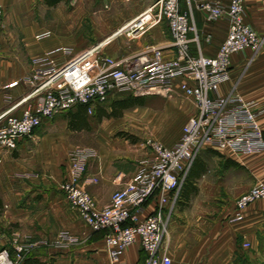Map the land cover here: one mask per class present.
<instances>
[{
    "label": "crops",
    "instance_id": "crops-1",
    "mask_svg": "<svg viewBox=\"0 0 264 264\" xmlns=\"http://www.w3.org/2000/svg\"><path fill=\"white\" fill-rule=\"evenodd\" d=\"M21 1L0 0L4 12V27L0 30V115L8 112L20 116L23 109L33 104L32 99H25L31 89L23 79L33 69L34 56L50 51L61 61L86 48L55 41L49 28L23 20ZM153 1L143 2L144 8ZM198 1L190 3L198 33V41L190 43L191 50L194 54L200 51L204 56H215L228 34L229 18L223 15L207 20L205 11L197 7ZM181 6L186 9L187 1L181 0ZM139 13H130L128 21ZM244 20L264 36V0H244ZM144 34V43L126 54L157 44L166 47V57L173 56L165 20ZM61 47H69L71 54H61ZM230 59V78L220 86V92L225 94L235 87L251 102L264 130V41L257 51L246 48L233 53ZM176 93L184 97L180 90ZM77 108L44 120L30 136L19 140L14 150L0 149V248L7 245L8 234L13 231L21 238L40 242L68 230L78 237L77 243L35 245L29 257L51 264H147V254L139 240L118 259H112L104 240L106 232L93 231L85 224L59 188L68 168L69 152L80 147L92 148L96 156L88 161L86 179L81 185L98 206H103L136 172L147 154L139 141H130L105 129L90 128L88 112L85 125L71 126V113ZM193 113L192 105L189 115ZM181 127L177 139L166 145L172 146L178 141ZM189 174L190 179L184 182L177 201L169 202L164 209L168 224L161 249L169 254L172 264H236L240 257H247L250 262L264 258V199L247 206L242 221L228 222L235 199L254 184H264V152L235 153L204 148ZM154 209L155 200L151 199L142 215ZM243 242H249L250 247L244 248Z\"/></svg>",
    "mask_w": 264,
    "mask_h": 264
},
{
    "label": "built area",
    "instance_id": "built-area-1",
    "mask_svg": "<svg viewBox=\"0 0 264 264\" xmlns=\"http://www.w3.org/2000/svg\"><path fill=\"white\" fill-rule=\"evenodd\" d=\"M183 9L181 0H154L133 18L125 33L134 38L165 20L171 35L173 56L166 57V47L150 44L137 53L111 55L103 51L105 43L88 46L68 58L58 60L53 52L32 58L33 69L23 82L30 87L25 99H32L20 116L5 112L0 115V149L14 150L19 140L30 136L44 120L78 105L92 113L96 105L108 101L112 94L134 97H171L180 90L192 102L195 113L181 127L176 143L168 146L147 138L148 153L139 162L136 172L110 200L98 206L95 198L81 185L85 180L88 161L96 156L88 147L73 149L68 154V168L59 188L70 207L93 231H105L109 256L116 260L131 244L139 240L147 254V264H172L168 253L161 249L167 232L168 217L164 209L175 203L200 151L209 148L235 153L264 152V130L251 102L233 87L227 93L220 86L230 78L231 55L252 48L257 51L264 36L244 20V0H199L197 7L207 20L223 15L229 18V30L215 56L194 54L190 43L198 41L192 19L191 0ZM4 12L0 7V30ZM193 33V38L190 34ZM116 36V35H115ZM58 50H55L57 52ZM61 54H71L61 47ZM155 200V209L142 215L146 203ZM264 199V184H254L234 201L229 223L244 219V210L251 203ZM78 237L62 230L56 241L19 243L7 239L0 248V264H21L35 245L69 246ZM249 248V242H243Z\"/></svg>",
    "mask_w": 264,
    "mask_h": 264
},
{
    "label": "rangeland",
    "instance_id": "rangeland-1",
    "mask_svg": "<svg viewBox=\"0 0 264 264\" xmlns=\"http://www.w3.org/2000/svg\"><path fill=\"white\" fill-rule=\"evenodd\" d=\"M143 2L147 4L149 0H63L50 7L43 0H22L19 8L24 12L21 17L23 20L35 22L41 28H49L55 41L84 48L98 44L113 34L130 19V13L144 10ZM144 40L145 34L134 38L125 33L117 34L102 49L108 54L124 55L136 51ZM1 49L0 46V53ZM126 96L116 93L105 103L96 105L92 113H88L89 126L108 130L114 135H123L130 141H139L147 153V138L165 144L176 140L180 127L192 111L190 99L174 93L169 98L140 97L141 104L129 106L119 116L98 118L99 110L111 112V103ZM58 234L51 241H56ZM8 235L9 238H17L22 244L28 240L34 242L29 237L21 238L17 231ZM252 263L264 264V258H258Z\"/></svg>",
    "mask_w": 264,
    "mask_h": 264
},
{
    "label": "trees",
    "instance_id": "trees-1",
    "mask_svg": "<svg viewBox=\"0 0 264 264\" xmlns=\"http://www.w3.org/2000/svg\"><path fill=\"white\" fill-rule=\"evenodd\" d=\"M62 0H45V2L48 5H55L58 2H60ZM141 104L142 100L139 97H134L132 95H127L125 98L122 99H118V100H114L111 103V112H106L105 110H99L98 113V118L103 117V116H119L120 113L128 108L129 106L133 105V104ZM86 114H87V108L84 105H78L77 111L71 113V118H70V124L73 127H81L83 125H85L86 123ZM190 174L186 177L185 182L188 183V180L190 179ZM191 182H189L190 184ZM21 264H51V263H45V262H40L37 259H33L31 257H29V255L22 261ZM236 264H253L252 262H250L249 260H246V257L242 258H238L236 260Z\"/></svg>",
    "mask_w": 264,
    "mask_h": 264
},
{
    "label": "bare ground",
    "instance_id": "bare-ground-1",
    "mask_svg": "<svg viewBox=\"0 0 264 264\" xmlns=\"http://www.w3.org/2000/svg\"><path fill=\"white\" fill-rule=\"evenodd\" d=\"M135 18V17H134ZM132 20V19H131ZM130 20V21H131ZM126 22L124 25H122L121 27H119V29H117L113 34H111L110 36H108L109 38L110 37H114L115 35H117L120 31H123V30H126V27L128 26V23L130 22ZM106 40V39H105ZM105 40H103L101 43H105Z\"/></svg>",
    "mask_w": 264,
    "mask_h": 264
}]
</instances>
